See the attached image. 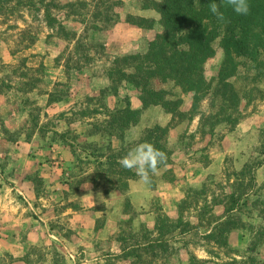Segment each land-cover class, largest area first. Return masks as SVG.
Segmentation results:
<instances>
[{
  "label": "rangeland",
  "instance_id": "1",
  "mask_svg": "<svg viewBox=\"0 0 264 264\" xmlns=\"http://www.w3.org/2000/svg\"><path fill=\"white\" fill-rule=\"evenodd\" d=\"M164 1L0 0V264H264V59L152 73Z\"/></svg>",
  "mask_w": 264,
  "mask_h": 264
},
{
  "label": "trees",
  "instance_id": "2",
  "mask_svg": "<svg viewBox=\"0 0 264 264\" xmlns=\"http://www.w3.org/2000/svg\"><path fill=\"white\" fill-rule=\"evenodd\" d=\"M216 2L223 19L210 11ZM249 12L240 15L223 0H166L160 4L165 33L159 38L168 42H182L185 48H176L167 55L158 50L161 61L153 69L154 74L168 76L181 83L185 89H197L202 83L203 63L214 54L212 42L219 39L225 58L219 77L228 69L233 56L261 57L264 59V0H248ZM207 89H201V95ZM135 112V111H132Z\"/></svg>",
  "mask_w": 264,
  "mask_h": 264
},
{
  "label": "clouds",
  "instance_id": "3",
  "mask_svg": "<svg viewBox=\"0 0 264 264\" xmlns=\"http://www.w3.org/2000/svg\"><path fill=\"white\" fill-rule=\"evenodd\" d=\"M223 3L237 14L246 15L249 12L248 0H223ZM209 8L218 19H223V13L216 2L210 3ZM166 159L165 152L149 142H141L131 148L118 162L123 168L134 170L142 183L150 184L151 176L158 173L159 166L164 164Z\"/></svg>",
  "mask_w": 264,
  "mask_h": 264
}]
</instances>
